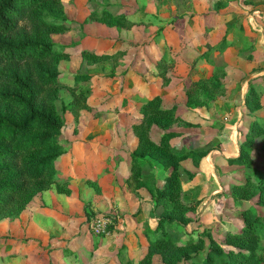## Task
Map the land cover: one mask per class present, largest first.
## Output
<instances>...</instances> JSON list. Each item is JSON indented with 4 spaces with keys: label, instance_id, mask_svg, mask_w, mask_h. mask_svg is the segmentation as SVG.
<instances>
[{
    "label": "trees",
    "instance_id": "1",
    "mask_svg": "<svg viewBox=\"0 0 264 264\" xmlns=\"http://www.w3.org/2000/svg\"><path fill=\"white\" fill-rule=\"evenodd\" d=\"M224 4L227 2L220 5ZM91 21L118 27L132 24L126 15L114 14L106 6L93 11L85 20ZM73 23L63 0H0V220L18 219L44 191L56 188L58 193H72L69 180L58 175L54 164L69 143L64 137L67 115L78 123L82 110L90 109L88 101L92 96L91 88L77 82L69 85L61 76L60 63L69 57L66 49L78 43L62 44L54 36L69 31ZM239 42L244 46L252 43L248 37ZM227 44L224 38L203 56L215 49L222 50ZM82 55L92 65L112 56L95 55L86 49ZM166 63L165 57L158 62L160 75L166 74ZM103 66L105 62L96 68L101 70ZM226 76V66H215L209 77L192 81L186 90L187 108H211L227 91ZM81 78L89 75L74 76L76 81ZM62 88L70 91L72 100L59 108ZM243 107L252 114L262 108L259 92L253 85H249ZM177 110L176 104L164 105L157 94L141 104V120L132 127L138 145L130 153L127 185L133 192L141 187L149 189L151 215L157 226L153 237L148 238L143 258L123 264H154L155 256L161 257L162 264H264L260 253L264 245V214L255 206L240 210L243 226L228 232L224 243L213 237L210 230L194 228L200 221L199 206L204 198L196 201L194 218L188 216L184 199L191 197V193L183 188V176L191 179L195 172L187 170L182 162L191 159L199 167L211 149L174 147L172 140L181 134L176 129L196 125L179 116ZM242 136L239 155L226 159L229 165L238 166L245 177V181L232 185L231 195L237 206L257 197L256 205L264 207V174H258L253 159L258 140H264V118L254 115L239 138ZM150 159L160 164L165 173L161 184L146 181L143 168ZM144 202L140 197V204Z\"/></svg>",
    "mask_w": 264,
    "mask_h": 264
},
{
    "label": "rangeland",
    "instance_id": "2",
    "mask_svg": "<svg viewBox=\"0 0 264 264\" xmlns=\"http://www.w3.org/2000/svg\"><path fill=\"white\" fill-rule=\"evenodd\" d=\"M218 1H220L219 4ZM225 1L227 0H63L65 12L68 18L72 19L74 23L69 31L62 35L56 34L54 37L62 44H78L68 46L66 49L69 57L63 59L60 63L61 76L69 85H73L77 82L84 88L92 89V96L88 101L90 109L82 110L79 122L77 123L73 116L67 115V127L64 131V137L69 143L66 145L65 153L70 151L69 153L74 158L78 151L79 153L83 152V155L89 154L90 149L89 151L86 150V147L89 146H96L98 150L102 148L103 152L107 153V150H105L107 146L108 149H110V146L114 145L119 148L126 144L128 147L129 144H131L129 134L132 133V129L130 125L139 122L136 121L138 114L137 112L134 114L132 108L130 111L126 110L125 104L122 105V101L129 93L126 89V81L132 73L138 75L139 79L145 80L148 86L147 92H151L149 93L150 95H157L156 93H158V95L162 97L164 105L176 104L178 106V112L184 108L186 109V90L193 81L192 79L194 76L192 77V70L194 66H198L195 59L198 54L202 52V48L194 47L193 49H187L183 52L178 49L177 52L174 53L176 55L181 52L178 54L179 57L175 58L170 65H167L165 75H160L158 62L160 61L159 59L162 52H158L160 56L155 54L156 43L159 42H156V40L159 35H167L169 38H173V40L176 39L178 46V40L182 42L180 35H182L183 38L186 37L185 35H188L187 30L185 32L186 20H188V18H202V15L205 17L212 15L215 17L217 16L221 21L222 18L228 20L232 17L233 13H235V15H244L245 20L243 21L245 25L242 33L250 34L252 38H255V41H252L250 44L248 43L247 46H244V43H235L238 45L237 50L240 53V55L237 54L236 58L234 55L226 53L227 55L224 57L216 59L219 66H226L227 91L225 95L222 96L217 106H213L212 108L201 107L192 111V114L184 112L186 117L194 121L196 125L193 127L196 128L190 129L191 134L187 136L191 138V141H183H188L185 143L186 148L204 147L208 150L213 149L215 146L220 147L223 141L228 140L226 142L227 145L225 144L226 146L222 148L225 150L224 153H226L227 150H229V144L231 142L236 143V139L242 140L244 138L243 136L240 138L237 136L236 131L238 130V125L241 124L242 121L244 122L242 129H240V132L242 131V133H244L253 120L254 115H257L261 119L264 118V7H255L256 3L260 4L262 0H239L240 9H236L237 11L234 9L229 10L228 7H225V4L224 6L220 5L222 2L225 3ZM103 6H106V8L114 14L126 15L132 22L131 26L118 27L108 26L103 22L97 21L85 22L93 11L101 10ZM233 10L235 12H233ZM185 15H187V17H185ZM218 15L221 16V18ZM177 16L185 18H183V21L179 20L178 22H176L177 19L173 20L174 27H176L174 31L171 29L173 26H170L172 23L171 18H176ZM195 23H197V21ZM187 28L189 27L187 26ZM196 32L197 31L193 32L195 33L194 38H196ZM222 32L221 35L219 33L220 36L218 35L217 42H221L224 35L228 33V31L223 30ZM231 40L232 39L229 38L227 42H231ZM101 41H104V44H101ZM108 42L115 44V51L111 50V53L107 52L110 49L108 47ZM184 44H186L185 40ZM208 48H210V46ZM85 49L94 52L95 55H104V53H106L112 56L108 59H102L97 65L88 64L82 55V51ZM257 51L258 57L255 58L254 53L256 54ZM103 62H105V66H103L101 70L97 69L96 67ZM212 71L213 68L208 72L203 70L201 76L209 77ZM252 74L255 75V77L250 78L249 85H253L259 92L260 103L262 104L261 110L253 114L249 113L250 111L246 108L241 109L245 92L249 88V85L242 87V81L247 79L249 75L253 76ZM75 75H89V78H81L76 81L74 79ZM153 86L155 87L152 88ZM157 88H160V90L157 91ZM60 94L61 96L58 100L59 108L63 103H69L72 100V95L67 88H62ZM151 97L147 98L150 99ZM183 111L188 112L189 109ZM195 112L198 114L194 115ZM201 118L206 119L207 125L209 123L208 120L212 121V118H217V120L219 119L218 121H221L220 123H224L223 128L226 123L229 124L223 131L221 129V143L214 142L213 137H208V135H204L203 138L200 139L201 137L198 132L204 133V131H207L202 125L203 120H201ZM198 120L199 122H197ZM197 124L201 125L203 128H199ZM180 133L183 134V136L185 135L183 138H186L185 131ZM181 134L178 136V141L183 139H180ZM263 144L264 140L262 138L259 139L256 144L257 150L253 154V159L256 161L255 166L258 168V174L260 175L264 174ZM179 145L178 147L174 143L176 149L182 150L184 148L182 147V142ZM209 146H211V148ZM82 149L83 151H81ZM220 149L214 148L216 151L219 150L221 154L223 152ZM220 154L217 153L215 160H213L212 155H210L211 157L206 155L210 158L202 159L199 167H196L191 159L187 160L186 165L192 168L193 172H195V176L191 179L187 176H183V188L189 190L191 193V197L189 196L184 199L188 207L187 214L191 218L195 216L194 206L197 203L196 201L204 198L202 201L203 203L199 206L201 218L200 221L196 222L194 228L197 229V231H201L202 229L210 230L213 237L224 243L225 235L228 232L243 226L241 209L255 206L260 213L264 214V207L256 205V201H258L257 197L245 201L242 206H237L234 203L233 196L231 195V187L236 182L245 181V177L241 175L238 166L229 165L226 162V154ZM206 165L208 166L207 168H205ZM54 166L59 170V175L63 173L66 176L67 173L71 174L73 172V170L67 169L68 166L65 164L64 160L61 164L56 161ZM200 166H202V169H200ZM204 169L210 171V174L213 173V176H208V173L205 172ZM95 174L97 173L92 172L91 174H84V178L95 177ZM164 178L165 173L162 169L160 170V175L156 184H161ZM211 179H213V181H210ZM91 184H93L91 185L92 192L89 193L90 186L89 188L86 186L80 188V192L82 191L80 200H69L68 198L67 205H61L56 209V212H50L49 214V216L54 217V219L59 222L58 226L62 228L65 226V228H67L66 232H64V234L62 233L67 238V241H61L60 244L66 243L67 250L71 252L66 256L63 254V251L60 252L58 251L59 249L56 248L52 249L50 253V250H47L48 248L42 247L41 244L37 246L35 242L30 241L25 243L35 244V248H29L28 253L30 256L27 255V259H35V253L40 254L42 259L43 257L47 258V255H49L51 259H63L64 256L68 257L72 254L75 256L82 253L85 254L87 252L85 250L79 252V248H75L71 240H76L80 234L88 230L87 225L95 215L114 214L122 219L120 214L118 215L120 212L118 211V205L116 203V197L119 192L110 191V196L107 197L101 189L102 195H98L97 184ZM52 195V197L55 196V190H53ZM96 198L97 201H95ZM33 202L29 212L23 216L22 221H18L17 219L12 221L9 219L0 220V264H12L11 259H20L13 252L17 246L14 239L17 241L18 238L21 241L27 240L24 223V221L26 222L27 216H33L34 214L32 213H35L39 208L52 207L46 204L48 202L44 199L43 195ZM63 206H66V208L64 207L65 212ZM41 212L47 213L49 211L41 210ZM149 213V221L145 224L147 238L153 237L154 230L157 226V220L152 217L151 210ZM154 221H156V223L153 225L152 222ZM122 223L123 221L118 223L117 231L124 229V224ZM53 228H51V231ZM49 231H46L44 235L48 236ZM53 234L52 232V235ZM182 235L184 237L183 231ZM114 237L115 235L111 240H114ZM53 238H55V236H52V239ZM98 243L99 241L97 239L95 244ZM105 243L108 244V241H105ZM125 243L124 240L122 244ZM51 244H56V242L53 241ZM60 244L57 243L56 245ZM114 245L115 244L108 246V251L112 254L111 259H118L119 257L122 259L126 248L125 245H123V247L121 244L117 247H114ZM54 250H56V258L51 256ZM115 251L119 252L116 253ZM146 251L147 249L144 250L141 248V251L134 259H142ZM260 253L264 257V245L262 249H260ZM85 256H87V254H85ZM99 256L100 254H98V257ZM71 259L73 258L71 257ZM154 260V264H162L160 256H155Z\"/></svg>",
    "mask_w": 264,
    "mask_h": 264
},
{
    "label": "crops",
    "instance_id": "3",
    "mask_svg": "<svg viewBox=\"0 0 264 264\" xmlns=\"http://www.w3.org/2000/svg\"><path fill=\"white\" fill-rule=\"evenodd\" d=\"M219 2L220 1H218V4ZM226 2L227 4L225 5V7L226 8L228 7L229 10L240 9L239 0H229V1L227 0ZM256 6L257 8L264 7V0H262L260 4L256 3L255 7ZM234 10L233 12H235ZM185 17H187V15H185ZM189 17H193V16H189ZM201 17L202 18H199V17L191 18V19L188 18V20H186L187 24H186V28L185 27L184 28H185V32L187 30L188 35H185L186 37L184 38L182 37V35H180V37L182 38L181 40L182 42L178 40V46H177L176 39L173 40V38H169L167 35L166 36L159 35L157 36V40H156V42L157 41L159 42L156 43L155 54L159 55L158 52H162V55L159 60L165 57L168 65H170L171 62L175 60V58L179 57L178 56L179 53L186 51L187 49H193L194 47L202 48V52L198 54V56L195 59V62L196 64L198 63V66L193 65L194 66V69L192 70V77L194 76L192 79L193 81L198 80L201 77H206V76H201V73L203 70H206V72H208L211 68H214L215 66H219L218 63L216 62V59H219L220 57H224L225 55H227L226 53H230L234 55L235 58L237 54L240 55L239 51L237 50L238 45L235 43H238L242 37H245L246 39L248 37L249 40L255 41V38H252L250 34L244 33L245 34L244 35L242 33V30L244 29V25H245L243 21L245 20L244 15H238V14L235 15V13H233L231 18H229L228 20H225L224 18H222V21L217 16L215 17L213 15L208 16V17H205L204 15H202ZM219 17L221 18V16ZM179 18L181 17L177 16L176 18H171L172 23L170 24V26H173V28L171 29L174 31L176 27H174L173 20L177 19L176 22H178L179 20L183 21V18L181 19ZM196 21L197 23H195ZM187 26L189 28H187ZM222 30L228 31V33H226L225 35L223 34L224 37L221 40V42L224 40V38H227V40L229 38L232 39L231 42H227L228 44L222 50L215 49L214 51L211 52L209 56L207 57L203 56L204 53L208 51L209 46L215 47L221 43V42H217V37L219 33L220 35L221 33H223ZM195 31H197L196 38H194L195 33H193ZM256 32H259V31H256ZM184 40L186 41V44H184ZM101 42H102L101 44H104V41H101ZM108 43H109L108 47L110 49L107 52L111 53V50L115 51L116 50L115 44L110 43V42ZM178 49L181 52L175 55L174 52H177ZM254 56L255 58L258 57V51L256 52V54L254 53ZM138 77L139 76L134 73L130 74L129 78L126 81V86H127L126 89L129 93L127 97H125V99H123L122 101V105L125 104L126 110L130 111L132 108V110L134 111V114L137 112L138 114V118H136L137 122L140 121L142 117L140 113L141 104L145 102L149 97L155 95V94L150 95L149 93L151 92H147L148 91L147 82L145 80H142L141 78L139 79ZM252 77H255V75L253 76L249 75L247 79H244L242 81V87L248 86L249 80ZM154 87L155 86H153L152 88ZM157 89H158L157 91L160 90V88H157ZM220 100L221 99L216 101L215 104L212 105V107L217 106ZM243 103L241 104L242 106L241 109H244ZM169 105H172V104H169ZM183 110H188V108L186 107V109L184 108ZM183 110H180L179 112L177 110L178 112L177 114L187 119L188 117L185 116V113L192 114L191 113L192 111L189 110L188 112H186ZM197 114L198 113L195 112L194 115H197ZM212 119H213L212 121L208 120L209 123L207 125L206 119L201 118V120H203L202 125L204 128L207 129V131H204V133L199 131L198 134L201 137L200 139H202L204 135H208V137H213L214 142L221 143V133H222L221 129L223 131L226 126L228 127L229 124L226 123L224 125L225 127L223 128L224 123H220L221 121H218L219 119L217 120V118L216 119L212 118ZM187 120H190V119L188 118ZM190 121L194 123V121L192 120ZM197 122H199V120ZM243 123L244 122L242 121V123L238 125V128H237L238 130L236 131L237 136H239L240 133H242V131L240 132V129H242ZM133 125L134 124L130 125L132 129V133L129 134L131 144H129L128 147H127V144L119 148L116 147L115 145L110 146V149H108V146H107L105 147V150H107V153H106V152H103L102 148L98 150L96 146H92V147L89 146V147H86L87 151H89L90 149L89 154L83 155V152L79 153L78 151L73 158V156H71V154L69 153L70 151H68L64 153L57 160L59 164H61L62 161L64 160L65 164L68 166L67 169L73 170L71 174L67 173L66 176L63 173H61V172H64L61 170H60L61 174L59 175V170H58V175L61 178L69 180V187L71 188L72 193L70 195L58 193L56 188H52L50 190H47V191H44L38 194L33 199V201H35L37 200V198L39 199L43 195L44 199L48 202L46 204L52 207L39 208L35 211V213H32L34 214L33 216L31 217L27 216L26 222L24 221L25 228H26L25 231L27 234V238H26L27 240L25 241L21 238L23 240L21 241L18 238V241H17L14 239L17 246L15 247V250L13 252L20 259H11L12 264H123L124 262L130 259L135 260V261L140 260V259H134V258H136L137 254L141 251V248L146 250L149 245V239L146 236L147 231L145 230V224H147V222L149 221V217H150L149 211L152 208V204L150 203L152 201V195L147 187H141L133 192L132 190H129L128 185H127V179L130 175V153L134 151L138 145V138L133 132V128H132ZM230 125H231V122H230ZM197 126H199V128L201 129L203 128L199 124H197ZM194 128L196 127L181 126L180 128L176 129V131L178 132H182V131L186 132V138H183L185 136V135L183 136V134L180 137V139L183 138L182 140H180L182 142V147H186L185 143H187L188 141L189 142L191 141L190 140L191 138L187 136H190L191 134L190 129H194ZM177 139H178V136L174 138L172 142L173 144L175 143V145L179 147L180 146L179 144L181 142L178 141ZM183 140H188V141L185 142ZM227 141H223L220 144V147L215 146L214 148L216 149L221 148L220 150H222V152L224 153L225 150H223L222 148L227 145L226 144ZM235 142L236 143L231 142L229 144V150H227V152L224 153L226 154V158L239 155V152H240L239 140L236 139ZM90 145H93V144H90ZM209 147L211 148V146ZM214 148L211 149V151L207 154L208 156L212 155L213 160L216 159L217 153L220 154V151L219 150L216 151L214 150ZM81 151H83V149ZM84 156H90V157H84ZM208 156H205L203 159H209L211 157V156L210 157ZM187 160H190V159H187ZM187 160L182 162L183 166H185L187 170L193 172L192 168L186 165ZM207 167L208 166L206 165L205 168ZM200 169H202V166H200ZM160 170H162L161 165L156 163L154 160L150 159L148 163L146 162L143 168V174L145 175L146 181L150 184L156 183L160 175ZM204 171L208 173V176L209 175L210 177L213 176L212 175L213 173L210 174V171H208L207 169H204ZM92 172L97 173L95 174V177L84 178L85 177L84 174H87V173L91 174ZM210 181H213V179H211ZM91 183L97 184V194L98 195H102V192H103L104 195H107V197H109L110 191H115L116 193L119 192L116 197V200H117L116 203L118 205V211L120 212L118 213V215L120 214V217L122 218L121 220L123 221L124 229L114 232V234L110 237H101V236L95 235L90 230L89 228L90 222H89L87 225L88 230L83 232L84 234L83 233L80 234L79 237L76 238V240H71L72 245H75V248L77 249L79 248L78 249L79 252H83L85 250L87 252L85 253L87 254V256H85V254L82 253L78 256H75L74 254H72L71 256L66 257L68 253H70L71 251L69 252L67 250L66 243H63L61 245L60 242L65 241V240L67 241V238L63 235L64 232H66L67 228H65V226L63 228L61 226H58L59 222L56 219H54V217L49 216V214L50 212H56V209H58L61 205H65V204L67 205L68 198L69 200L70 199L80 200L82 197V191L80 192V188H83L84 186L89 188L90 186L89 193L92 192L91 185L93 184ZM101 189H102V192H101ZM53 190H55L54 197H52ZM140 197L145 200L144 203L140 204ZM33 201L28 205L25 211L17 219L18 221L23 220V216L27 212H29L31 205H33L34 203ZM95 201H97V198L95 199ZM64 207L66 208V206H63V210L65 212ZM139 209H140V212H137ZM41 210H45L49 212L44 213V212H41ZM98 213H101V212H98ZM155 223L156 221L152 222L153 225ZM51 228H53L52 231H51ZM46 231H49L48 236L44 235ZM52 232L54 233L53 235H52ZM114 235H115L114 240H111ZM52 236H55V238L52 239ZM97 239L99 243L95 244ZM124 240L126 243L122 244ZM30 241L35 242L37 246L41 244L42 247L48 248L47 250H50V253L52 249L58 248L59 249L58 251L60 252L63 251V254L66 256H64L63 259H51L50 256L47 255L46 253L47 258L43 257L42 259L40 257L41 256L40 254L35 253L36 255L35 259H27V255L30 256L28 253L29 248L31 247L35 248V244L25 243V242H30ZM53 241H55L56 244L59 243L60 245H56V244L52 245L51 243ZM105 241H108V244H106ZM113 244H115L114 247H117L120 244L122 247L123 245H125L126 248L124 250L125 252L123 253L124 255L122 259L120 257L118 259H111L112 254L108 251V246L109 245L112 246ZM55 251L56 250H54L53 254L51 255L53 258H56ZM115 252L118 253L119 251H115ZM98 254H100L99 257H98ZM71 257L73 259H71Z\"/></svg>",
    "mask_w": 264,
    "mask_h": 264
},
{
    "label": "built area",
    "instance_id": "4",
    "mask_svg": "<svg viewBox=\"0 0 264 264\" xmlns=\"http://www.w3.org/2000/svg\"><path fill=\"white\" fill-rule=\"evenodd\" d=\"M120 221L114 214H97L91 219L89 228L97 236L110 237L117 231Z\"/></svg>",
    "mask_w": 264,
    "mask_h": 264
}]
</instances>
